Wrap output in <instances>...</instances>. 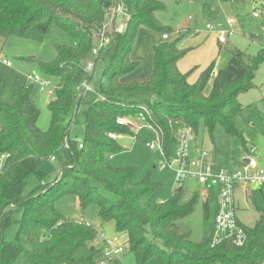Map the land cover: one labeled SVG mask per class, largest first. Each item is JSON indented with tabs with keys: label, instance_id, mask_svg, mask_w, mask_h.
<instances>
[{
	"label": "trees",
	"instance_id": "1",
	"mask_svg": "<svg viewBox=\"0 0 264 264\" xmlns=\"http://www.w3.org/2000/svg\"><path fill=\"white\" fill-rule=\"evenodd\" d=\"M4 2L10 3L11 15L0 20V37L26 38L36 24L45 34L56 25L73 43L56 45V58L39 62L45 77L59 86L48 103L51 123L47 131L38 127L41 111L32 98L35 87L0 79V154L9 155L0 169V264H101L103 243L96 244L95 226L64 217L56 208V200L70 193L77 195L83 210L95 204L102 221L115 222L114 237L126 239L138 264H147L152 257L160 264H263L264 212L254 227H245L247 240L242 247L230 242L212 246L210 236L194 243L181 221L193 213L199 193L189 196L183 182L166 203L151 205L148 199L155 185L137 182L133 169L108 162L122 149L108 135H133L116 120L136 117L147 107L153 123L165 133L167 157L176 144L170 127V120L175 119L196 135L201 121L212 132L220 124L227 135L240 138L245 153L249 152L251 146L235 124L243 111L238 96L254 87L264 48L256 56L232 50L206 94L215 61L194 81L190 77L196 67L186 72L179 69L191 49L181 46L183 30L163 26L158 19L157 13L166 9L163 2L126 0L125 29L108 32L111 42L94 57L90 72L85 65L97 45L96 35L102 32L111 0H0V5ZM219 12L204 3L202 14L208 23L217 20ZM141 27L164 38L178 37L163 39L153 47V70L147 81L127 83L126 77L139 66L131 53ZM218 44L221 52L227 48ZM83 84L99 98L86 112L84 138L78 141L70 132L85 93L77 88ZM53 157L61 170L56 178L40 169ZM14 228L13 237L6 238Z\"/></svg>",
	"mask_w": 264,
	"mask_h": 264
},
{
	"label": "rangeland",
	"instance_id": "2",
	"mask_svg": "<svg viewBox=\"0 0 264 264\" xmlns=\"http://www.w3.org/2000/svg\"><path fill=\"white\" fill-rule=\"evenodd\" d=\"M158 1L166 5L164 11L157 13L158 19L163 26L171 27L175 30H183V43H186L190 38H194L191 34L197 33L204 36L206 40H209L211 36L215 37V32L229 29L227 21L230 18H236L238 20L236 25L238 29L237 33L230 38L231 43L226 49L222 50L218 56L220 58L215 62V68L217 70L229 62L231 51L234 49H238L251 56H256L264 48V15L260 19H253L250 8L244 3L235 2L229 5V3H223L218 0ZM120 3L125 10L126 0H120ZM204 3H212L215 8H219L220 10L218 19H214L211 22L214 25L213 32H209L206 29L205 21L207 19L202 14ZM124 21L126 22L123 15H121L118 19V25L120 26ZM105 26L107 32H113L114 28L111 26V18L108 12L105 19ZM160 39L161 34L159 32L145 27H141L138 30L131 59H138L141 63H139V66L141 65L140 69L143 72H148L151 69L152 46L154 43H158ZM72 43V38L56 25L50 27L47 33L44 34L40 24L33 26L26 38L13 37L4 39L0 47V57L8 58L13 63V68L9 69L0 64V79L3 78L10 83L19 82L27 86L29 85L27 79L29 74L36 73L46 78L45 70L39 65V62H52L57 55L56 45ZM94 57H91V61H93ZM30 59L33 60L30 61ZM193 62L191 57L186 65ZM203 62L204 60H200L198 63L202 64ZM192 75L193 73L191 77ZM212 80L208 82L205 89L206 94L211 92ZM52 81L54 82V80ZM54 83L57 84L56 82ZM32 98L41 111L38 119V127L42 131H47L51 123L48 109V103L51 100H49L47 95L40 94L38 87L33 88ZM98 98L99 96L93 90L84 93L71 127L70 137L72 139L78 141L83 140L86 112ZM238 101L243 111L235 119L236 128L247 141V144L256 149L259 162L264 166V62L255 72L254 87L248 92L241 93L238 96ZM176 123L179 124L181 122H178L177 119L170 120L172 130L175 128ZM173 135L175 136L174 132ZM117 141L122 149L112 154L108 162L114 167L133 169L135 171V181L137 182L148 181L154 184L155 190L148 199L151 205L166 203L179 183L175 172L169 167L163 166L166 163V159L162 153L147 147L148 143L155 142V136L151 135L148 129H142L139 131L136 140L132 138V135H124L123 140L119 139ZM192 145L193 150L191 156L193 158H196L194 146L197 145L204 152L214 157L219 170L230 172L231 170L239 169L243 164L245 152L241 139L227 135L220 124H217L212 132L205 125L204 121H201L199 131L197 135L195 134ZM171 151L174 153V150ZM40 169L49 172L51 178H56L61 172L58 163L51 160L44 161ZM183 184L187 187L189 196L199 193L200 197L193 213L183 219L181 225L191 231V240L194 243H201L204 238L211 237L214 230L218 210L219 187L209 188V194L206 196L203 194L206 189L197 180H186ZM242 188L240 190L238 188L235 194L238 208L237 215L245 226L253 227L259 219L260 213L264 211V187L260 189L249 188L248 190L245 189L246 191ZM206 204L209 205V213L207 212L208 208L205 209ZM55 205L64 217L71 219L76 217L81 222H86L84 220H87L94 224L101 223V229L106 238L109 236L113 238L115 236V222L102 221L98 217L97 205L91 204L86 210H83L77 195L73 193L61 196L56 200ZM15 231L16 228L9 231L6 238L9 237L11 239ZM99 231L101 230L99 229ZM103 241V237L99 238L98 245L103 243ZM123 243L125 245L124 251L121 253L117 263L138 264L134 254L129 252L128 242L125 238ZM147 264L160 263L158 258L152 257Z\"/></svg>",
	"mask_w": 264,
	"mask_h": 264
},
{
	"label": "built area",
	"instance_id": "3",
	"mask_svg": "<svg viewBox=\"0 0 264 264\" xmlns=\"http://www.w3.org/2000/svg\"><path fill=\"white\" fill-rule=\"evenodd\" d=\"M111 1L113 4L107 11L111 18V26L114 28L113 31L122 33L127 24L128 15L123 6H121L120 0ZM245 3L249 6L253 19H260L261 16L264 15L263 0H245ZM121 15H123L126 22L124 21V23L119 26L117 22ZM227 23L229 29L217 33V40L221 44H226L238 31L236 28L237 20L235 18H230ZM207 29L212 31L214 30V26L207 25ZM109 37L104 24L102 32L96 35L97 45L93 48L91 57L97 56L100 50L109 46L111 42ZM165 38H167V36H165ZM0 64L8 68L12 67V62L6 58L0 57ZM92 68L93 61L90 59L85 65V70L90 72ZM216 74V72L213 73L210 76V80L213 79ZM27 79L28 86L38 87L40 94H45L49 100H54L59 86L50 78H44L36 73H32L27 76ZM82 89H84L85 92L92 90L89 86L83 84L77 88V91L79 92ZM116 123L119 126L129 128L132 131V138L134 140L137 139L139 131L148 129L151 135L155 136V142L151 144L148 143L147 147L162 153L166 159V163L163 166H167L175 172L179 184L186 180L194 179L204 188L219 187L218 210L215 218L214 230L211 235V245L216 246L223 242H230L238 247L244 246L247 235L245 227L239 222L236 215L235 194L238 187H244L245 189L264 187V166L260 165L259 157L254 147H251L249 152L245 153L243 164L239 169L228 172L219 170L214 158L207 152H200L197 158L191 156L195 134L192 128L182 123H176L175 128H173L176 144L172 148L174 153H171V155L167 157L165 152V133L159 125L153 123L151 111L147 107H142L136 117H119ZM123 136L124 135L118 134L108 135L112 140H123ZM8 158V154H0V169ZM52 161H55V157L52 158ZM75 219L77 218L75 217ZM124 246L123 241L117 237L105 238L103 241V261L101 264L117 263L121 253L124 251Z\"/></svg>",
	"mask_w": 264,
	"mask_h": 264
},
{
	"label": "crops",
	"instance_id": "4",
	"mask_svg": "<svg viewBox=\"0 0 264 264\" xmlns=\"http://www.w3.org/2000/svg\"><path fill=\"white\" fill-rule=\"evenodd\" d=\"M231 3H235V2H231ZM231 3H229V5H232ZM239 3V2H238ZM242 3V2H240ZM212 4V3H210ZM247 5V3H244ZM213 5V4H212ZM214 6V5H213ZM248 6V5H247ZM249 7V6H248ZM215 8V7H214ZM11 15V12H10V3L9 2H4L0 5V20H7L8 19V16ZM212 22V21H211ZM209 23L212 25V23ZM118 24V22H117ZM228 25V23H227ZM214 26V25H213ZM229 26V25H228ZM207 29V28H206ZM142 30V29H141ZM140 30V32H141ZM208 30V29H207ZM209 32H213L214 30L210 31L208 30ZM219 31L215 32V37L214 36H211V38L209 40H206L204 38V36L202 35H199L198 33L197 34H191L193 35L192 37L194 38H190V40H188L186 43H181V46L182 47H189L191 48V51L188 53V55L179 63V69L183 72H186V71H189L191 68L193 67H196L197 69L194 71L192 77H190L191 81H194L197 79V77L199 76L200 72L205 69L212 61L215 60V62L218 61V56L220 55L221 51H220V47L219 44H217L219 41L217 40L218 38V33ZM184 34V33H183ZM188 34V33H187ZM197 35H199L197 37ZM178 35H171V36H167V38H164L161 36V39L158 43H154L153 46H152V66H151V69L148 71V72H143V70L140 69V66L139 68L133 73V74H130L128 77H126L125 81L127 83H132V82H142V81H147L150 77H151V74H152V70H153V47L157 44H159L160 42L163 41V39H168L170 40L172 38V40H175L177 39ZM3 41L4 39L2 37H0V47L2 46L3 44ZM231 43V39L229 40V43L227 42L226 46H228L229 44ZM217 46V47H216ZM192 57V60L194 61L193 63H190L189 65H186L188 63V61L190 60V58ZM6 58V57H5ZM8 59V58H6ZM9 60V59H8ZM134 62H137V63H140L138 61V59H132ZM200 60H204V62L201 64V63H198ZM10 61V60H9ZM141 64V63H140ZM5 66V65H3ZM7 67V66H5ZM8 68V67H7ZM13 68V63H12V67ZM9 68V69H11ZM217 69L215 68V70L213 71V73H217ZM212 73V74H213ZM247 142V141H246ZM249 145V144H248ZM250 147V145H249ZM252 147V146H251ZM194 149H195V152L194 154L196 155V158L199 156L200 152L203 151V149L197 145L194 146ZM192 150H193V146H192ZM245 152V151H244ZM212 156V155H211ZM213 157V156H212ZM214 158V157H213ZM215 160V159H214ZM216 163V161H215ZM260 163V162H259ZM261 165V163H260ZM262 166V165H261ZM235 170H231L230 172H233ZM217 188V186H214ZM212 188V187H210ZM239 190L242 188V187H238ZM237 188V189H238ZM205 192H203L204 195H208L209 194V188H205ZM236 189V191H237ZM243 190H245V188H242ZM249 189V188H248ZM247 189V190H248ZM252 189H260V188H252ZM238 190V191H239ZM246 191V190H245ZM208 208V213H209V205L206 204V209ZM237 201H236V215H237ZM264 212V211H263ZM260 213V216L262 215V213ZM237 218L239 220V222L244 226V227H247L245 226L239 219L238 215H237ZM260 218V217H259ZM83 220V219H82ZM86 221L87 223L89 224H92L95 226L96 230H97V233H99V235L97 234V240H96V243H98V239L103 237L104 239L106 238L105 235H104V232L102 231L101 229V223L99 224H94V223H91L90 221H87V220H84ZM258 221V220H257ZM256 221V222H257ZM102 222V221H101ZM255 222V224H256ZM254 224V225H255ZM254 227V226H253ZM249 228V227H248ZM99 229L101 231H99ZM108 238H111V236H109ZM123 239L122 241H124V238H121Z\"/></svg>",
	"mask_w": 264,
	"mask_h": 264
},
{
	"label": "bare ground",
	"instance_id": "5",
	"mask_svg": "<svg viewBox=\"0 0 264 264\" xmlns=\"http://www.w3.org/2000/svg\"><path fill=\"white\" fill-rule=\"evenodd\" d=\"M236 19V18H235ZM237 20V19H236ZM205 22H207V21H205ZM228 22V21H227ZM237 23H238V20H237ZM207 25H211V24H209L208 22L206 23V28H207ZM237 25V24H236ZM213 26V25H212ZM237 28V27H236Z\"/></svg>",
	"mask_w": 264,
	"mask_h": 264
},
{
	"label": "water",
	"instance_id": "6",
	"mask_svg": "<svg viewBox=\"0 0 264 264\" xmlns=\"http://www.w3.org/2000/svg\"><path fill=\"white\" fill-rule=\"evenodd\" d=\"M207 22H205V24H206Z\"/></svg>",
	"mask_w": 264,
	"mask_h": 264
}]
</instances>
